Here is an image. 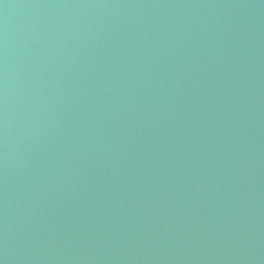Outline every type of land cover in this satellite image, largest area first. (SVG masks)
<instances>
[{"label":"water","instance_id":"water-1","mask_svg":"<svg viewBox=\"0 0 264 264\" xmlns=\"http://www.w3.org/2000/svg\"><path fill=\"white\" fill-rule=\"evenodd\" d=\"M0 264H264V0H0Z\"/></svg>","mask_w":264,"mask_h":264}]
</instances>
